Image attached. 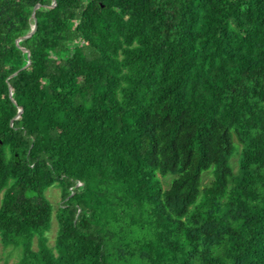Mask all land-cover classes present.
Listing matches in <instances>:
<instances>
[{"label":"trees","instance_id":"1","mask_svg":"<svg viewBox=\"0 0 264 264\" xmlns=\"http://www.w3.org/2000/svg\"><path fill=\"white\" fill-rule=\"evenodd\" d=\"M1 194L17 264H264V0H0Z\"/></svg>","mask_w":264,"mask_h":264},{"label":"rangeland","instance_id":"2","mask_svg":"<svg viewBox=\"0 0 264 264\" xmlns=\"http://www.w3.org/2000/svg\"><path fill=\"white\" fill-rule=\"evenodd\" d=\"M236 155L237 154H235L231 159V165L235 171H237V167H238V157ZM211 178L212 175L207 173L204 177V183L205 184L208 183ZM171 179L172 177H167L163 179V182L166 187L170 183ZM45 196L49 200L53 209H56L59 203L61 202V191L57 185L48 188L45 191ZM1 197L2 194L0 195V199ZM56 233H57V222L53 215L51 221V229L46 233L49 239V244L51 246L54 244ZM19 258H20V250L18 248L17 249L13 247L5 248L0 241V264H17Z\"/></svg>","mask_w":264,"mask_h":264},{"label":"water","instance_id":"3","mask_svg":"<svg viewBox=\"0 0 264 264\" xmlns=\"http://www.w3.org/2000/svg\"><path fill=\"white\" fill-rule=\"evenodd\" d=\"M53 6H54V4L51 7H53ZM33 18L35 19L34 14H33ZM35 29H36V22L32 25L31 31L27 35H25L23 37V39L30 37L33 34V32L35 31Z\"/></svg>","mask_w":264,"mask_h":264}]
</instances>
